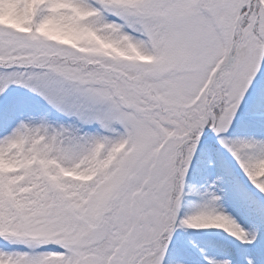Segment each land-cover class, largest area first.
Returning a JSON list of instances; mask_svg holds the SVG:
<instances>
[{
	"label": "snow or ice",
	"instance_id": "snow-or-ice-1",
	"mask_svg": "<svg viewBox=\"0 0 264 264\" xmlns=\"http://www.w3.org/2000/svg\"><path fill=\"white\" fill-rule=\"evenodd\" d=\"M0 264H264V0H0Z\"/></svg>",
	"mask_w": 264,
	"mask_h": 264
}]
</instances>
